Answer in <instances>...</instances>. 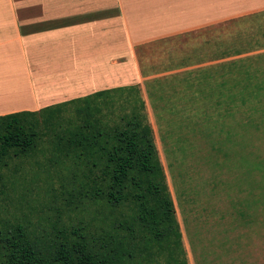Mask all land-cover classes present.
Listing matches in <instances>:
<instances>
[{"label":"trees","instance_id":"16d2710c","mask_svg":"<svg viewBox=\"0 0 264 264\" xmlns=\"http://www.w3.org/2000/svg\"><path fill=\"white\" fill-rule=\"evenodd\" d=\"M0 264H188L138 84L0 115Z\"/></svg>","mask_w":264,"mask_h":264},{"label":"rangeland","instance_id":"374dc122","mask_svg":"<svg viewBox=\"0 0 264 264\" xmlns=\"http://www.w3.org/2000/svg\"><path fill=\"white\" fill-rule=\"evenodd\" d=\"M202 35L206 42L178 35L141 50L154 75L139 86L147 120L187 263L264 264V14ZM39 178L24 192L33 221L53 199ZM51 184L59 191L56 175Z\"/></svg>","mask_w":264,"mask_h":264},{"label":"crops","instance_id":"0c3cea01","mask_svg":"<svg viewBox=\"0 0 264 264\" xmlns=\"http://www.w3.org/2000/svg\"><path fill=\"white\" fill-rule=\"evenodd\" d=\"M253 14L264 0H0V115L145 86V45Z\"/></svg>","mask_w":264,"mask_h":264}]
</instances>
